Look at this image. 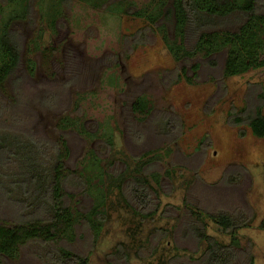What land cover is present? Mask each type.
<instances>
[{
	"label": "rangeland",
	"instance_id": "rangeland-1",
	"mask_svg": "<svg viewBox=\"0 0 264 264\" xmlns=\"http://www.w3.org/2000/svg\"><path fill=\"white\" fill-rule=\"evenodd\" d=\"M172 4L0 0V47L8 33L21 49L0 87L4 108L19 96L0 111V130H28L49 142L48 151L66 140L63 199L77 220L57 244L88 264H206L197 229L232 242L207 216L219 212L246 217L225 264H264V137L249 125L264 115V68L223 76L226 48L176 59L166 43L182 44L165 15ZM227 18L207 30L237 31L244 20L240 12ZM138 99L144 110L134 109ZM122 174L125 190L133 177L149 181L153 203L144 213L111 184ZM89 214L100 224L97 237L83 221ZM41 245L21 247L7 264H46Z\"/></svg>",
	"mask_w": 264,
	"mask_h": 264
},
{
	"label": "trees",
	"instance_id": "trees-1",
	"mask_svg": "<svg viewBox=\"0 0 264 264\" xmlns=\"http://www.w3.org/2000/svg\"><path fill=\"white\" fill-rule=\"evenodd\" d=\"M263 8L264 0H173L165 15L174 17L182 44L167 40V46L179 60L193 57L202 51L209 56H219L222 48H226L222 72L225 77L264 68ZM234 12H240L244 18L237 31L207 30L227 23V17L230 18ZM136 14L142 15L141 12ZM148 18L154 21L151 16ZM137 35V39L147 40L144 30ZM191 41H194L191 47L185 48V44ZM20 51L17 39L8 33L2 37L0 87L18 67ZM210 62L218 65L216 59ZM196 68H199V65ZM16 97L12 106L7 104L5 109L0 105V111L7 112L14 108L13 105L18 102ZM134 105L135 110H144L146 102L138 99ZM173 121L171 119L165 122L167 129L170 130ZM249 125L254 135L264 137L262 113L258 112L252 117ZM44 140L28 130L22 133H15L10 129L4 132L0 130V264H7L9 260L15 259L19 249L33 241H39L41 246L46 248L56 244V248H45L38 252L39 258L46 264H88L87 257L57 244L61 237H66V233H72L77 220L75 213L65 205L63 199L64 159L69 149L63 139L65 152L62 145L59 148L54 145L55 147L52 146L48 151L49 142ZM51 154L55 157L52 158ZM111 179V184L117 186L134 213H144L153 203L151 193L147 189V178L133 177L128 181L126 190V178L123 174L112 176ZM239 215L235 217L226 212L207 214L214 223L230 233L232 242L227 245L219 242L208 234L204 226L197 229L198 238L207 244L209 257L206 264H225L235 254L232 249L237 242L235 233L246 221L244 213ZM83 221L91 226L97 237L100 224L93 222L91 214L85 216Z\"/></svg>",
	"mask_w": 264,
	"mask_h": 264
}]
</instances>
